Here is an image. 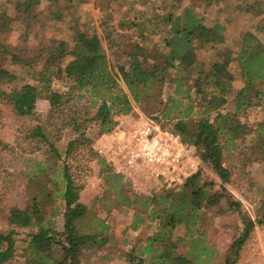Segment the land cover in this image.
<instances>
[{
	"label": "trees",
	"instance_id": "16d2710c",
	"mask_svg": "<svg viewBox=\"0 0 264 264\" xmlns=\"http://www.w3.org/2000/svg\"><path fill=\"white\" fill-rule=\"evenodd\" d=\"M67 1L69 6L22 0L15 16L0 9V88L11 87L0 91V125L6 112L36 119L38 102L45 97L52 107L47 124L25 132L29 153L19 177L25 202L14 205L0 197V222L8 227L0 230V264L14 263L19 244L25 264H81L86 252H107L114 211L129 219L124 236L129 231L140 236L120 247L114 240V254L103 260L240 264L257 229L264 231V197L251 217L225 185L237 169L240 179L254 186L252 168L264 163V2L243 7V15L256 24L240 31L228 48L227 27L209 26L205 14L184 0H161L133 20L121 0H95L103 27L115 22L131 33L114 43L120 56L111 60L98 28L76 15L67 20L73 6L90 0ZM212 1L231 0L206 3ZM63 24L70 26L73 41L61 34ZM201 51L206 58L199 65ZM86 99L97 104L94 113L63 118L70 105ZM136 109L193 147L221 185L198 170L176 189L161 184L148 195L135 192L98 158L94 145L115 131L118 117ZM56 115H62L59 124ZM66 130L74 138L63 147ZM241 144L249 154L237 153ZM0 148L7 145L0 141ZM83 152L97 160L103 181V192L91 207L82 202L84 187L71 164ZM222 204L227 205L223 213L239 219L224 251L214 240L220 230L207 214ZM60 217L62 229L56 223ZM23 231L28 232L25 239L20 238Z\"/></svg>",
	"mask_w": 264,
	"mask_h": 264
},
{
	"label": "rangeland",
	"instance_id": "374dc122",
	"mask_svg": "<svg viewBox=\"0 0 264 264\" xmlns=\"http://www.w3.org/2000/svg\"><path fill=\"white\" fill-rule=\"evenodd\" d=\"M159 1L161 0H121L120 6H122L125 11L132 14L131 20H133L138 13L147 10L146 8L149 9V5H156ZM207 1L209 0H184L183 4L185 6L195 7L198 11L203 12L208 19L207 24L209 26H212L216 22L226 26L228 29V48H232V40L240 31L252 29L256 24L254 19L243 15V7L253 4L256 1L264 2V0H231L226 3L216 4L212 1V5H208L206 3ZM42 2L44 5L48 4V0H42ZM57 2L66 6L71 4L67 0H57ZM22 4V0H0V9L6 15L15 16L14 14L22 8ZM73 15L81 17L82 23H89L98 28L111 60H116L120 56L117 49L114 47V43L120 41L124 36H131V33L118 29L115 22L111 23L107 28L103 27L101 25L102 11L97 7L95 0L73 6L72 9L67 12V20ZM60 31L67 40L73 41V32H71L68 24L61 25ZM205 58L206 53L204 51L199 52V65L202 64ZM42 67L43 63L40 65L39 69H42ZM10 89L11 87H1L0 91H9ZM96 107L97 104H93L86 99L82 102L70 105L67 111L64 112L63 118H66L67 115L72 113H94ZM51 111L52 107L50 100L48 97H45L38 102L36 119H19L10 112H6L4 115L2 125H0V141L7 145V148H0V197H3L11 204L22 205L25 202L24 188L19 178L20 172L25 167L24 160L26 155H28L27 153H29L28 143L24 140L25 132L29 126H34L37 123L47 124ZM61 116L62 115H56V124L61 122ZM121 117H118L117 120L119 121ZM143 119L147 118L136 109L133 113L128 115L127 119H121L120 121L122 123L120 124L123 130H132L135 124ZM257 119H261V117L259 116ZM73 138L74 133L70 130L64 131L61 145L66 147ZM100 139H98L94 145L95 151L97 150ZM237 151L239 154H249V151L244 149L242 144ZM82 154L84 155L71 164L78 182L84 187L81 195L82 202L88 207H91L92 201L103 192V181L100 177V168L97 164V160L94 159L92 161L86 152ZM97 156L102 159L98 153ZM199 170L203 172L206 178L214 179L221 185V182L212 172L210 166L203 164L201 160ZM233 172L234 176L231 179V183L225 185V188L243 204L248 215L255 217L260 201L264 197V163L259 161V163L255 164L252 168L250 174L254 186H251L246 181H242L237 169H233ZM215 192L221 193L219 186H216ZM148 194L150 193H142V195ZM226 208L227 205L222 204L207 212L209 216L214 218L215 226L220 230L219 234L214 237V240L218 243L221 251L227 248L230 243V238L239 224V219L235 215L223 213ZM114 212L115 213L108 220L113 238V243L109 247V250L107 252H86L81 259V264H124L123 261L120 260L108 262L103 260L102 256L104 257L105 254H114V240L118 243L119 247L122 246L125 240L132 244L134 240L140 236V233L129 231L127 235L124 236L123 231L128 225L129 219L121 214L120 211ZM130 214H132V212H130ZM104 215H106V213L101 217L104 218ZM56 223L57 227L62 229L63 222L61 217L56 220ZM7 228L6 225L0 222V230H6ZM27 233V231H23L20 238L25 239ZM142 235L143 237L145 236L144 233ZM22 248L23 246L19 244V251L17 252V257L13 264H25L24 257L21 254ZM240 264H264V231L257 229L255 240L248 245Z\"/></svg>",
	"mask_w": 264,
	"mask_h": 264
},
{
	"label": "built area",
	"instance_id": "2783aa9c",
	"mask_svg": "<svg viewBox=\"0 0 264 264\" xmlns=\"http://www.w3.org/2000/svg\"><path fill=\"white\" fill-rule=\"evenodd\" d=\"M119 121L114 133L101 137L96 151L138 194L157 191L161 184L176 189L198 172L200 160L194 148L179 137L149 119L132 130H123Z\"/></svg>",
	"mask_w": 264,
	"mask_h": 264
}]
</instances>
